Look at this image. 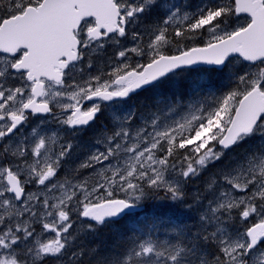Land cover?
<instances>
[{"label": "snow or ice", "instance_id": "snow-or-ice-1", "mask_svg": "<svg viewBox=\"0 0 264 264\" xmlns=\"http://www.w3.org/2000/svg\"><path fill=\"white\" fill-rule=\"evenodd\" d=\"M0 264H264V0H0Z\"/></svg>", "mask_w": 264, "mask_h": 264}, {"label": "trees", "instance_id": "trees-1", "mask_svg": "<svg viewBox=\"0 0 264 264\" xmlns=\"http://www.w3.org/2000/svg\"><path fill=\"white\" fill-rule=\"evenodd\" d=\"M187 74H189V73H187ZM195 74H190L189 76H192L190 78H189V76H186V74H184V73L178 74L176 77H174V81H173L174 85L172 84V86L178 88L180 85L188 83L191 80V78L192 79L196 78V77L199 78L200 74L199 75L197 73H195ZM203 74H204L203 77H204L205 80L210 78L213 81H219L221 79L219 76H216L215 74H212V73H203ZM180 76H181V78H179ZM179 79H180V81H179ZM172 86L170 85V87H172ZM145 98L147 99V102H146ZM152 98H153V93L150 92V91H146V92H144V93H142V94H140V95H138L136 97H133V99H131V102H132V105L135 108H140L141 106L144 105V103L147 104L149 101L151 102ZM195 186H197V187H195ZM201 187H202V181L201 180H195L192 183H189L188 185H186L185 191H186V193L188 195V200L189 201H191L192 195L194 193H196L197 190L200 189ZM161 195H163V193H161ZM146 203L148 204L147 214H149V215L153 214V211L157 210V212L156 211L154 212L155 214H161V215H166V216H171L172 215L173 219L177 218V216H178L179 219L180 220L183 219V221H185V223H189V224L194 223L193 219L190 220V219L187 218L188 216L186 217L184 215H181L182 212L187 211L186 206H181V208H179V209H172V208L165 207V205L168 202H162V201H158V200H153V201H148ZM150 209H152V210L150 211ZM150 212H151V214H150ZM143 215L144 214H142L140 218H143ZM191 215L194 216L195 213H191ZM127 223H128L127 220H122L119 223H114V224L101 226L99 228L100 230L98 229V231H97V233L95 235H90V234H85V233H81V235H83L84 242L89 247H94V246L101 245V244L107 246V245H110L113 242V240L116 238L118 233H120V232H122L124 230V226ZM108 240H110V241H108Z\"/></svg>", "mask_w": 264, "mask_h": 264}, {"label": "flooded vegetation", "instance_id": "flooded-vegetation-1", "mask_svg": "<svg viewBox=\"0 0 264 264\" xmlns=\"http://www.w3.org/2000/svg\"><path fill=\"white\" fill-rule=\"evenodd\" d=\"M177 3L180 2V0H176ZM111 109H106L103 113V115L100 117V119L97 121L96 126L92 129L86 130L84 133L81 134V137L79 139L80 143H87L93 139L95 136L97 130L103 126L104 124H109V116L111 114ZM108 122V123H107ZM90 133V134H89ZM91 137V138H90Z\"/></svg>", "mask_w": 264, "mask_h": 264}, {"label": "bare ground", "instance_id": "bare-ground-1", "mask_svg": "<svg viewBox=\"0 0 264 264\" xmlns=\"http://www.w3.org/2000/svg\"><path fill=\"white\" fill-rule=\"evenodd\" d=\"M196 75V74H195ZM194 75V76H195ZM199 75V74H198ZM190 77H192V76H189V78ZM213 77V76H212ZM179 78H181V76L179 77ZM197 78V77H196ZM177 79V78H176ZM192 79V78H191ZM179 81H180V79H179ZM184 83V82H183ZM174 85V84H173ZM172 86V85H171ZM179 86V85H178ZM173 87V86H172ZM133 99V98H132ZM146 99V98H145ZM144 100V99H143ZM152 101V100H151ZM146 102H147V99H146ZM150 102V101H149ZM148 102V103H149ZM145 104V103H144ZM138 107V106H137ZM108 123V122H107ZM105 125V124H104ZM90 134V133H89ZM91 138V137H90ZM192 183V182H191ZM195 187H197V186H195ZM189 188V187H188ZM193 189V188H192ZM158 208V207H157ZM155 209V208H154ZM152 209H150V211H151ZM156 212H157V210H155ZM155 211H153V213L155 212ZM163 211V210H162ZM171 213V212H170ZM150 214H151V212H150ZM166 214V213H165ZM161 215V214H160ZM175 215V214H174ZM177 215V214H176ZM172 216V215H171ZM180 216V215H179ZM185 216V215H184ZM178 217V216H177ZM187 217V216H186ZM188 218V217H187ZM175 219V218H174ZM189 219V218H188ZM183 220V219H182ZM191 220V219H190ZM185 222V221H184ZM109 225V224H108ZM117 225V224H116ZM120 227V226H119ZM121 228V227H120ZM100 230V229H99ZM103 230V229H102ZM118 231V230H117ZM110 232V231H109ZM108 234V233H107ZM114 234V233H113ZM106 235V234H105ZM116 235V234H115ZM83 236V235H82ZM86 238V237H85ZM96 239V238H95ZM105 241V240H104ZM108 241H110V240H108ZM96 242V241H95ZM103 243V242H102Z\"/></svg>", "mask_w": 264, "mask_h": 264}, {"label": "water", "instance_id": "water-1", "mask_svg": "<svg viewBox=\"0 0 264 264\" xmlns=\"http://www.w3.org/2000/svg\"><path fill=\"white\" fill-rule=\"evenodd\" d=\"M204 67H206V66H204Z\"/></svg>", "mask_w": 264, "mask_h": 264}]
</instances>
